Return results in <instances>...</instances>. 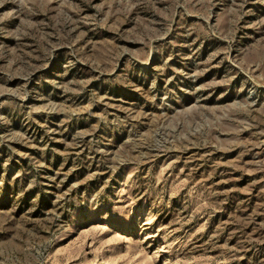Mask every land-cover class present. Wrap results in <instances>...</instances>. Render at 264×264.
Listing matches in <instances>:
<instances>
[{
    "label": "rangeland",
    "instance_id": "374dc122",
    "mask_svg": "<svg viewBox=\"0 0 264 264\" xmlns=\"http://www.w3.org/2000/svg\"><path fill=\"white\" fill-rule=\"evenodd\" d=\"M0 264H264V0H0Z\"/></svg>",
    "mask_w": 264,
    "mask_h": 264
}]
</instances>
